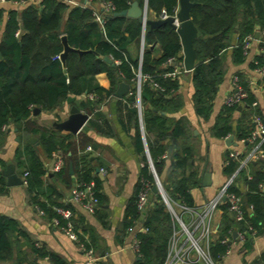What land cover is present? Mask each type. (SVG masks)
<instances>
[{"label": "trees", "instance_id": "1", "mask_svg": "<svg viewBox=\"0 0 264 264\" xmlns=\"http://www.w3.org/2000/svg\"><path fill=\"white\" fill-rule=\"evenodd\" d=\"M3 1L20 3L26 0ZM90 1L91 4L88 6H82L83 0L73 6L67 0H42L40 7L28 5L20 12L9 10L8 20L3 28V17L7 9L0 6V148L4 144L8 126L14 125L19 132L20 142L24 143L22 151H16V162L17 167L23 169L22 175L27 173L26 190L30 201L49 220L57 218L59 220L57 228L61 229L65 226V220L54 208L62 207L72 211L73 207L71 204L59 203L56 200L58 198L56 189L45 184L43 179L46 174L45 167L37 153V146L30 143L29 136H37L38 145L44 155L61 158L64 162L60 171L55 173L57 179L63 181L69 177L68 167L71 165L75 183L94 185L98 199L94 214L99 212L101 206L98 190L101 180L96 175L91 154L85 153L90 145L86 147L81 144L79 155L74 156L79 144L77 137L61 130L38 128L30 121L33 109L50 112L66 102L68 97L86 94L85 101L77 100L73 104L94 115L99 106L114 101L119 119L122 112H125L128 124L130 126L133 124V141L143 164L136 192L125 209L123 228L126 231L140 225L141 230L135 234V239L139 242L137 253L140 257L136 264H164L173 231V217L162 196L151 192L155 180L146 157L143 137L154 171L168 200L195 207L189 193L199 184L198 168L194 165L193 135L189 123L184 118L174 119L169 116L182 106L176 94L180 76L176 78L164 76L175 68L180 69L172 64H166L169 59L182 62L180 39L176 31L168 25L149 31L148 27L143 29V26L134 19L111 17L103 7L97 12L91 6L94 3L101 6L110 5L112 12H120L129 8L131 0ZM136 1L140 6L145 3V0ZM190 1L194 4L190 17L199 33L193 43L196 63L190 73L194 87L193 105L196 114L206 120L211 114L214 98L224 78L223 63L227 50L232 48L235 57L243 58L245 38L247 36L254 38L257 31L264 34V0ZM147 8L155 18H159L162 12L174 16L179 9V0H147ZM96 16L102 18V26L96 21ZM233 33L237 37L234 46ZM62 36L66 37L70 47L84 52L78 54L71 51L67 54L66 73L59 59L63 51ZM142 38L145 48L139 63V55L133 57L129 49L135 46L139 52ZM155 43L157 47L151 48ZM104 57H109L113 63L105 62ZM139 67L143 76L148 75L159 86L154 87L148 80L141 84L143 134L136 106V74ZM100 73L108 76L109 89L98 85L92 88L84 87L83 81L92 82ZM238 76L236 77L239 84L247 93L244 100L246 110L242 117L247 127L239 138L246 143L249 153L254 147V144L249 142L255 128L253 120L259 116L264 124V116L258 105L252 106L255 98L247 84ZM120 81L131 87L128 96L121 100L114 97ZM237 106L226 104L223 106L213 128L215 136L225 137L231 132L230 115ZM88 124L90 128L100 131L101 126L94 117H91ZM26 134L28 138L24 139ZM258 149L263 154L264 142ZM247 152L238 154V159L230 157L229 152L226 153L229 178L237 173L241 166L240 160L248 154ZM251 164L248 163L247 166ZM0 166L4 167V163L0 162ZM244 170L243 167L238 171L241 177L246 173ZM142 181L149 184L148 197H151L144 216L137 209ZM261 184H264V170L254 171L251 178L246 180L247 189L244 193H241L233 183L229 186L228 192L240 197L244 207L252 205L253 211L251 215L245 212L244 220L238 222L230 214L228 203L219 206L222 212L221 223L210 243V254L217 264L229 250L234 233H244L243 248L250 249L252 239L264 232V192ZM45 187L50 192L48 196H44ZM6 190L5 178L0 174V193ZM73 224L77 242L85 251H89L90 247L82 239L74 218ZM16 230L17 225L12 219L0 217L1 260L11 256L12 236ZM22 235L26 236L24 233ZM32 248L38 258L48 257L53 264H67L40 247ZM256 264H264V255Z\"/></svg>", "mask_w": 264, "mask_h": 264}, {"label": "crops", "instance_id": "2", "mask_svg": "<svg viewBox=\"0 0 264 264\" xmlns=\"http://www.w3.org/2000/svg\"><path fill=\"white\" fill-rule=\"evenodd\" d=\"M41 2L42 0H26L20 3L0 1V6H5L7 9L4 13L2 28L8 20L9 10L20 12L28 5L40 7ZM69 2L70 5L76 6L80 0H70ZM97 5L101 9L102 6ZM91 6L96 10L93 4ZM148 18L155 19V16L148 11ZM256 33H259V37L256 39L254 36L243 58L235 57L232 48H229L225 53L224 78L219 85L208 119L199 117L195 112L191 72L184 73L179 78V88L176 94L182 102V106L177 111L170 113L169 116L174 119L184 118L189 123L193 135V143L195 144L194 165L198 168L199 184L192 188L189 193L196 208L202 207L206 202L213 199L228 181L226 153L243 154L247 152L246 143L239 138V135L246 131L245 128L247 127L246 122L242 119L246 110L244 104L238 105L231 112L229 120L231 132L227 136L217 137L213 134L214 125L220 116L225 101L234 91L232 81L235 76L239 75L240 79L247 84L264 116V54L259 42L263 34L258 31ZM236 42L237 37L233 33L232 45L234 46ZM129 53L133 57L139 55L135 46L129 49ZM82 84L84 87L90 88L94 85L104 89L110 88V81L105 73L97 74L92 82L87 80L83 81ZM73 98V102L85 101L87 95L82 94ZM72 105L76 106L73 103L63 102L61 106L50 112L41 110L36 115L32 112L30 121L34 122L40 129L59 130L58 125L69 119V111ZM116 108L114 101L99 106L94 115L79 108L89 116V120L94 117L101 126L100 131L94 130L89 127L88 120L86 123L88 130H81L75 135L79 144L74 151V156H77L82 147L81 144L90 145L92 151L85 150V153L91 154V160L96 169L106 171L105 175L100 174L101 177L96 173L101 180V186L98 189L101 206H99V212L96 214H91L81 205L70 202V190L75 184L73 173L70 174L68 171L69 177L63 181L57 179L55 177L57 172L53 171V167L59 158L44 155L38 145L37 136H29V141L35 139L34 143H30L37 146V153L44 164L46 174L43 179L45 184L56 189L58 192L56 200L59 203L71 204L73 207L72 212L76 227L82 235V239L89 245L92 256L89 257L82 245L66 236L60 228L53 225L45 214L39 212L36 205L31 203L27 194L26 183L23 182L17 186L8 187L6 185L7 190L0 193V217L10 218L17 225V230L12 236V254L8 259H0V264H53L48 257L38 258L32 250L33 246L58 256L67 264H136L140 261L138 253L132 249L135 234L141 230L140 225L124 231L123 218L126 206L136 192L143 164L141 155L137 153L133 141V124L131 126L128 124L125 112H122V117L119 119ZM230 137H233V143L236 146H227L226 140ZM26 138H28L27 134L24 135V139ZM20 141L19 132L15 126L9 125L4 144L0 148V162L4 163V167L0 166V171L12 166L15 173L22 179L23 169L18 168L16 162V151H22L24 145ZM143 141L146 152L144 137ZM246 156L250 157V152ZM263 162L264 152L261 154L258 149L256 157L251 158L248 162L252 163V166H247L248 163L240 166L239 169L245 168L244 176L239 175V169L236 171L233 184L241 193L246 191V180L251 178L253 172L264 170ZM205 165L208 166L210 177L204 186L201 184V178ZM49 193L45 187L44 196H48ZM40 198L44 199L43 197ZM221 218L222 212L218 209L214 217L216 232L220 226ZM22 233L26 236H23ZM263 255L264 232L252 239L250 249L243 248L242 243L237 240L232 241L229 253L220 260L219 264H256Z\"/></svg>", "mask_w": 264, "mask_h": 264}, {"label": "built area", "instance_id": "3", "mask_svg": "<svg viewBox=\"0 0 264 264\" xmlns=\"http://www.w3.org/2000/svg\"><path fill=\"white\" fill-rule=\"evenodd\" d=\"M2 2H5L1 0ZM70 0H67L68 3ZM79 4V3H78ZM76 4V5H78ZM90 5V0H84L82 6ZM103 9L106 12L111 13L112 8L110 5H102ZM166 15L164 12L159 16V18H165ZM146 18H148V8L146 12ZM96 21H98L101 26L103 24V20L100 16H96ZM143 29H145L143 27ZM18 35V33H16ZM253 40L252 36H247L244 40L243 50L244 52L247 51L249 44ZM261 50L264 54V34L261 36L260 40ZM145 48L144 39L142 38L139 50V57L140 61L142 60V54ZM174 60L169 59L166 64L173 65ZM175 67V66H174ZM187 73L183 68H175L173 71L165 73V77L176 78L181 76L182 74ZM148 80L154 87L158 88L159 86L152 81V79L146 75L143 76L140 67L137 70L136 74V97L137 102L136 106L139 112V122L141 131L143 134V127L141 122V102H140V91H141V84L143 81ZM233 87L234 91L231 95H229L225 101V104L228 106L234 105H242L244 104V100L247 97V93L239 84V79L235 76L233 78ZM92 98V96H90ZM257 103L253 102L252 106H256ZM255 124V128L252 132V136L249 138V142L254 144L252 150L250 151V157L245 156L240 160L241 165H245L249 162V160L253 157H256L258 148L264 142V124L261 117L256 116L253 120ZM86 151H92L91 146L86 148ZM230 157L234 159H238L237 152H231ZM248 157V158H247ZM149 162V161H148ZM63 167V161L58 159L54 164L53 171L58 172ZM150 170L152 172L153 165L149 163ZM99 172L102 175L106 174V171L100 169ZM153 174V172H152ZM27 173L25 172L22 175L23 182L26 183ZM234 175L228 179V181L221 187L218 191L217 195L206 202L202 207H188L179 202H171L166 197L163 188H161V196L167 206L168 211L170 212L171 216L173 217V231L171 238L169 240L168 252L167 257L164 264H217L210 254V243L213 240V237L216 234L215 227H214V216L216 211L219 209V206L223 203L229 204V212L233 216V218L240 222L244 220L245 212L248 215L252 214L253 206L247 205L243 206V202L240 197L235 195L234 193L228 192L229 186L233 183ZM142 188L138 194L137 200V209L139 211H143L145 204L148 199L150 187L147 182L142 181ZM162 186V185H161ZM262 191L264 192V184L261 186ZM225 197V200L223 199ZM70 202L74 204L81 205L86 211L91 214H94L96 208L98 206V199L95 195L94 185L92 183H75L70 190L69 196ZM56 213L65 220V226L61 228L62 232L68 236L70 239L77 241V235L74 231V224L73 218L74 215L70 209H64L62 207H55L54 208ZM41 214L42 211L39 210ZM54 226H59V220L54 218L52 220ZM236 237L234 240H237L240 243H243L245 240L244 233H235ZM232 240V241H234ZM231 241V242H232ZM225 240H223V243ZM84 249V247H82ZM132 249L136 252L139 250V242L135 239L132 243ZM85 250V249H84ZM89 257L92 256L91 251H86ZM229 253L227 250L226 254Z\"/></svg>", "mask_w": 264, "mask_h": 264}, {"label": "water", "instance_id": "4", "mask_svg": "<svg viewBox=\"0 0 264 264\" xmlns=\"http://www.w3.org/2000/svg\"><path fill=\"white\" fill-rule=\"evenodd\" d=\"M93 6L96 8V11L99 12V6L97 4H93ZM194 6V4L190 0H179V9L177 13L174 16H167L165 18H146V12H147V0H145V3L143 6H140L139 3L136 0H131L130 6L128 9L122 10L120 12H112L109 13L111 17L115 18H128V19H134L138 21L144 28L148 27L149 31H152L153 29L159 28L164 25L170 26L173 30L176 31L181 47H182V62L173 63V66L183 68L187 73L191 72L192 69L195 66L196 63V54L193 47L194 41L199 36L198 30L196 26L193 24L191 17H190V11L191 8ZM259 37V33H256L255 38L257 39ZM61 41L63 44V51L59 55V59L61 60L62 67L64 73H66L65 69V60L67 57V54L71 51H75L78 54H83L84 52L78 49H74L70 47L67 43V39L65 36L61 37ZM156 45L153 44L151 48H153ZM94 54H96L94 51H89ZM104 61L107 63L112 64V60L109 57H104ZM130 86L127 85L124 82H119V86L116 89L114 93V97L116 99H124L128 96V93L130 91ZM74 98L68 97L66 102L68 104L73 103ZM41 110L38 108L33 109V114H38ZM89 120V116L85 113H83L79 108L72 105L69 111V119L61 124L58 125L59 130L65 131L68 133H71L73 135H76L81 130H88V127L86 123ZM32 143L35 142V139H31ZM227 146H236L235 143H233V137H230L226 140ZM171 153V148L168 149V155ZM146 157L152 165V161L150 159L148 150H146ZM155 184L151 188V192L153 194L159 193L161 195V183L154 171V168L152 170ZM69 173H73L72 166L69 167ZM96 173L101 177V173L99 172V169H96ZM0 174L6 179V185L8 187L11 186H17L23 184L22 179L15 173V169L12 166L6 167L4 170L0 171ZM210 174L208 170V166L205 165L203 171H202V178H201V184L206 185L209 180ZM225 200V197L223 198ZM151 197H148L147 202L145 204V207L142 211V215L144 216L147 212L149 203H150ZM233 237H236V234H233Z\"/></svg>", "mask_w": 264, "mask_h": 264}, {"label": "rangeland", "instance_id": "5", "mask_svg": "<svg viewBox=\"0 0 264 264\" xmlns=\"http://www.w3.org/2000/svg\"><path fill=\"white\" fill-rule=\"evenodd\" d=\"M215 217V216H214Z\"/></svg>", "mask_w": 264, "mask_h": 264}]
</instances>
